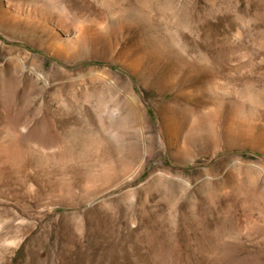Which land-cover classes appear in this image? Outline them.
Wrapping results in <instances>:
<instances>
[{
	"label": "rangeland",
	"instance_id": "374dc122",
	"mask_svg": "<svg viewBox=\"0 0 264 264\" xmlns=\"http://www.w3.org/2000/svg\"><path fill=\"white\" fill-rule=\"evenodd\" d=\"M0 264H264V0H0Z\"/></svg>",
	"mask_w": 264,
	"mask_h": 264
},
{
	"label": "bare ground",
	"instance_id": "6f19581e",
	"mask_svg": "<svg viewBox=\"0 0 264 264\" xmlns=\"http://www.w3.org/2000/svg\"><path fill=\"white\" fill-rule=\"evenodd\" d=\"M183 109H184V111H185V109L187 110V108H183ZM183 109H182V110H183ZM174 111H175V110H174ZM188 112H189V111H188Z\"/></svg>",
	"mask_w": 264,
	"mask_h": 264
}]
</instances>
